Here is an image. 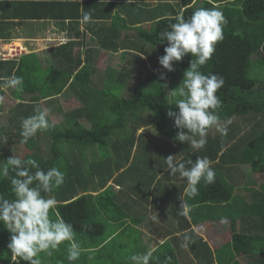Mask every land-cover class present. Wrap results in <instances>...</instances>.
I'll return each instance as SVG.
<instances>
[{"label":"trees","instance_id":"obj_1","mask_svg":"<svg viewBox=\"0 0 264 264\" xmlns=\"http://www.w3.org/2000/svg\"><path fill=\"white\" fill-rule=\"evenodd\" d=\"M129 5V17L133 19L128 21L136 23L135 38L139 44L134 42L128 49V44L120 40L123 51L118 54L121 63L117 70L106 64L103 74H97L99 51L119 49L114 42L118 39L114 32L118 31L112 30L110 22L104 19L99 21L103 23L102 30L96 29L95 24L99 23L90 22L96 46L86 49L83 59L80 54L70 53L69 43L51 48L57 59L45 64L33 52L6 60L0 57V83L12 74L24 79L22 92L9 88L18 100L19 109L8 117L9 126L0 125V135L8 138L0 146V161L12 156L14 146L19 145L22 150L27 149L21 158L36 160L43 169L57 167L65 173L64 184L46 195L56 197L59 212L73 223L82 247L80 258L69 261L68 242H63L51 256L40 253L41 264H135L131 256L148 251L152 252L149 264L225 261L192 229L193 224L208 219L212 223L222 219L232 225L238 222L239 229L232 231L221 248L227 249L231 257L233 253L252 256L257 249H264V235L254 234L256 225H250L251 220L256 223L252 216L264 219V202L255 197L263 193L260 190L264 183L262 179L248 180L259 181V189L252 184L239 185L232 172L236 170L235 164L244 161L250 163L251 170L264 172V0H182L175 5L160 0L154 8L134 2ZM201 7H217L227 19L224 40L217 44L212 59L200 70L225 79L217 93L223 101L217 113L219 127L228 131L222 136L213 126L208 130L204 148L190 151L188 156L193 161L207 157L216 173L215 183L206 185L201 180L198 194L192 197L186 192V178L171 174L165 169V161L157 156L162 150L159 143L165 141L154 143L144 129L137 133L147 124L140 112L151 110L163 123L162 129L176 135L174 118H168L166 113L175 110L178 97L170 96L168 91L181 83L192 57L189 54L181 62H173L176 70L168 73L158 62L153 64L156 70L152 69L137 50L150 44L159 57L164 55L166 42L161 43L157 33L174 22L178 13L183 12L187 18ZM88 9L92 16H97L96 7ZM118 18V14L112 16ZM144 72L146 76L140 78ZM161 72L167 76L166 81L158 79ZM93 75L96 78L92 79ZM65 89L80 106L66 110L62 102L56 101ZM3 94L4 89H0V96ZM36 107L50 109L52 127L39 131L26 144L21 143L22 121L33 115ZM83 119L89 126L82 123ZM41 133L49 140L45 153L37 146ZM61 140L69 145L60 144ZM177 142L167 143L164 158L173 155L170 150L179 153L177 148L182 145L184 148L183 143ZM183 153L178 163L186 160ZM158 165L160 172L166 170L164 181H154ZM0 193L14 198L6 179H0ZM181 197L190 206L188 216L179 214ZM50 215L54 218V213ZM156 216L158 220L154 219ZM154 220L165 222L158 231V236L163 237L157 242H143L141 228L149 230V234L157 231ZM185 236L190 237L187 247L183 246ZM8 238L9 233L0 225V264H9ZM158 250L161 253L157 254ZM222 264L238 263L230 258ZM248 264H264V258L250 260Z\"/></svg>","mask_w":264,"mask_h":264},{"label":"clouds","instance_id":"obj_2","mask_svg":"<svg viewBox=\"0 0 264 264\" xmlns=\"http://www.w3.org/2000/svg\"><path fill=\"white\" fill-rule=\"evenodd\" d=\"M107 4L108 0H99ZM82 10V23L92 19L89 11ZM227 19L222 10L217 7L198 8L187 18L183 12L174 17L167 27L159 31L157 36L161 43L166 42L164 55L158 58V63L168 73L176 69L173 62H181L184 57L191 55L189 67L183 73L181 83L168 91L175 101V110H168L166 116L174 118L173 127L178 131L175 140L187 142L193 150H201L207 143V133L213 126L222 136L227 135V128L219 127L217 110L223 101L218 91L223 88L225 79L216 73H203L200 69L213 57L218 43L224 40V25ZM166 81L167 76L161 72L158 76ZM166 87V85H165ZM15 89L23 91L24 79L12 74L0 83V89ZM4 99L0 96V102ZM50 109L36 107L34 114L22 121L21 143H27L41 130H47L52 125L49 122ZM8 142L6 136L0 135V146ZM165 169L170 173L179 174L186 178V192L195 197L201 180L206 185L215 183V171L212 162L207 157H198L194 161L177 162L175 155L165 159ZM0 179H6L10 184V191L14 198H6L0 193V225L9 233L7 249L10 251L9 264H41L40 253L52 255V251L68 242V260L76 261L80 258L82 247L76 238L73 223L64 219L58 210V200L54 195H46L59 188L65 182V173L57 167L43 169L34 159H23L19 155H12L0 161ZM180 215L188 216L190 206L181 197ZM50 213H54V218ZM157 219V216L154 217ZM184 247L190 243V237H184ZM152 252L133 255L131 260L135 264H149Z\"/></svg>","mask_w":264,"mask_h":264},{"label":"crops","instance_id":"obj_3","mask_svg":"<svg viewBox=\"0 0 264 264\" xmlns=\"http://www.w3.org/2000/svg\"><path fill=\"white\" fill-rule=\"evenodd\" d=\"M164 1H168L171 4L173 3V5L177 4L179 1L180 3L182 2V0ZM132 2L154 8L155 5L160 2V0H108L107 4H102L99 2V0H0V49L4 46L14 45L16 49L15 54H13V50L11 53V55H13H10V57L7 59L18 56L20 57L21 55L33 52L36 53L41 62L45 64L48 61L57 59L55 54L50 51L51 48L53 49L55 47L69 43L72 49L70 53L73 55L80 54L81 58L83 59L85 58L86 54L84 51L96 46V40L93 37L94 34L90 31V28L93 26L90 25L93 23L90 22L93 20L95 23H99L95 24L96 29L98 30L101 27L102 30L103 23H100L99 21L104 19L107 21V23L110 22L112 30L118 31L114 32L118 35V39L113 40L117 43L119 49L116 52L101 49L99 52L105 51L107 54L102 56L103 58L99 55L98 56L102 59L103 63H101L104 64V69L106 68L107 64L110 65L114 70H117L119 69L121 63L118 54L123 51V49L120 48L122 47L120 40L123 39L128 44V49H130V46L134 42L137 43V45L139 44L138 40L135 38L136 34L134 25H136V23L133 21L131 22V20L128 21V18L133 19L129 17L131 8L129 4H132ZM90 7H96L97 12L94 14H97V16H92L91 21L88 23H82L81 9L83 8L85 11H88V8ZM115 14H118L119 16L117 20L112 19V16ZM112 21H114L113 24ZM142 25L145 26V22L142 23ZM81 33H85L86 35H81ZM137 51L139 56L144 58L147 53H149V46L146 48L143 46L142 50L139 49ZM91 55L93 59L94 56L93 54ZM97 61H99V59H97ZM104 69H101V71L98 70V72H100L99 74H103ZM96 76L93 75L92 79L96 78ZM177 159H180V157ZM242 165L247 164L238 163L234 165L236 170L232 172L234 178L233 180L237 181L238 184L241 183L242 185L248 186L252 184L255 189H259L261 185L259 181L252 183L253 181L248 182V180L262 179V182L264 183V172L251 170V166L249 164L247 166L250 168L247 169V171H243ZM263 190L264 188L260 190L263 193L256 194L257 196L255 197L264 202ZM150 213H152V211H150ZM155 213L157 214L156 210ZM252 217L256 222L254 223L251 220L250 224L256 225L254 234H258V236L264 235V219H259L257 215ZM221 221L212 223L209 219L208 221L205 220L204 222H201V225L205 224L202 225L201 228L206 225H211L214 231L219 230V227H223L228 223L225 219H222ZM164 223L165 222L156 223L154 220L153 225L158 229L157 231H154L150 234L147 232L149 230L141 228L142 231H144L142 232L144 234L141 235L143 242H152L154 238L156 239L155 242L159 241L163 235L159 237L158 231L160 228H162ZM229 225L236 228V231L239 229L238 222L234 225L231 223ZM195 226H198V223L193 224L192 229H194ZM201 228H199L198 233ZM169 229L171 230L172 228ZM199 235L202 236L201 233ZM227 240H223L221 242H216L214 239L204 240V242L211 247L213 252H217L219 255L224 256L223 258L225 261L215 262V264H222L227 262L230 258H232L234 261H237L238 264H248L250 263V260L264 258V249H257L255 252H253L252 256L248 255V257L245 253H233L234 255L231 257L230 252L227 249L221 248V246L224 245ZM241 255L244 260L242 263L240 262Z\"/></svg>","mask_w":264,"mask_h":264},{"label":"rangeland","instance_id":"obj_4","mask_svg":"<svg viewBox=\"0 0 264 264\" xmlns=\"http://www.w3.org/2000/svg\"><path fill=\"white\" fill-rule=\"evenodd\" d=\"M148 45L150 46L151 50L144 57V60L147 63V65L152 66V69L156 70V68H155V66H153V64L158 62L159 56L156 53V49L153 48L152 45H150V44H148ZM146 47H148V46H145V48ZM13 50H14L13 54H15L16 49H15L14 45L4 46L3 48L0 49V57L2 59H7L8 57H10ZM105 54H107V53H105V51L99 52L100 57L104 56ZM99 56L97 57V59H99V61H97L96 65H98V70L101 71V69H103L104 64H102L103 63L102 59ZM99 73L100 72H98V74ZM145 76H146V72H144L140 78L145 77ZM66 91H67V89H65L62 93H60L57 96V98H55L56 101H58L59 103L62 102V105L66 110L71 108L72 106H76V105L80 106L81 103L73 96V94L66 93ZM64 92L66 94H64ZM3 97H4V99L1 102V104L3 105V110L0 112V125H3L5 127V126L10 125L8 117L15 115L19 108L17 105L18 100L12 96L10 89H4ZM24 97L27 98L26 95ZM140 114L142 115L143 120L147 122V124L143 127H140L138 129L137 133H139L140 131H142V129H144L143 132L145 131V135H148L153 142L155 141L154 143L165 141L164 143H159L162 147V150L159 152V154H157L159 160H164L165 158H164V154H163V148L165 149L167 147V143H169V142H171L173 144H177L178 142L175 140L176 135L173 133H168V132L164 131L162 129L163 123L159 122L158 119H156V117H154L153 112L151 110L142 111V112H140ZM57 118H58V121H61L60 116H57ZM54 120H55V118H54ZM82 123L86 126H89V123L85 119L82 120ZM48 141L49 140H47L46 136L41 133L39 142L37 144V146L39 148L38 150L41 153H45L46 151H48V147H49L47 145ZM60 144L66 145V146L69 145V143L64 141V140H61ZM183 144H184V148H183V145L177 148L179 153H177V152L174 153L173 150H170V152H172V154L175 155V159L178 162L177 158H179L181 156V153H183V151H184L183 157L186 158V160H184V162L186 163L187 160L190 159L188 156L190 151H196V150H193L188 143L186 144L184 142ZM14 149L15 150L12 153V155H14V154L19 155L20 157H23V155L27 151L26 147L23 148V150H22V148L19 145L14 146ZM243 157L247 158L248 156L246 157L245 155H243ZM243 163L250 165V163L248 161H244ZM186 165H187V163H186ZM247 165H242L243 171L244 170L247 171V169L250 168ZM160 169L161 168L158 165V174H157V177H155L154 181H156L157 179H160L161 181L166 180L165 179L166 177L163 175V174H166V170L164 169L162 172H160ZM163 177H165V178H163ZM175 177H177V175H175ZM181 182H183V181L181 180ZM202 225H205V224H202ZM202 225H201V223H199L198 226L194 227L193 231L196 232L197 234L201 233L202 236L201 235L200 236L204 240H213L214 239L216 242H221L223 240H227L229 238V235L232 233V231H236V228L232 227L229 224H225L223 227H219V230H216V231L213 230L211 225H206V226L201 228ZM199 228H201V229L198 233ZM153 241H156V239L154 238V240H152V242ZM159 253H161V250H158L157 254H159ZM240 260H241L240 261L241 263L244 262L242 255L240 256Z\"/></svg>","mask_w":264,"mask_h":264}]
</instances>
